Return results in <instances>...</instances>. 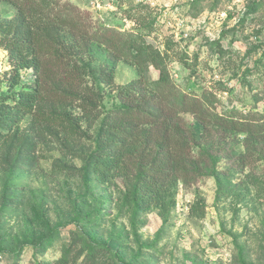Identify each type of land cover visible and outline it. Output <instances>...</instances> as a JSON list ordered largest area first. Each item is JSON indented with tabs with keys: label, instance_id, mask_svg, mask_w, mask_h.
<instances>
[{
	"label": "rangeland",
	"instance_id": "obj_1",
	"mask_svg": "<svg viewBox=\"0 0 264 264\" xmlns=\"http://www.w3.org/2000/svg\"><path fill=\"white\" fill-rule=\"evenodd\" d=\"M61 2L88 14L94 27L140 35L145 52L137 60L147 84L136 87L139 96H150L164 70L179 94L197 98L210 114L239 125L264 120V0ZM15 16L0 1V23L15 24ZM72 56L89 69L78 88L100 95L97 119L83 118L79 97L56 85L57 97L16 107L35 77L23 70L8 90L11 67L0 48V264H264L261 145L243 147L244 135L223 138L212 128L211 149L197 144L209 157V176L189 188L178 184L165 219L156 209L135 215L121 178L101 185L93 166L100 123L139 72L118 61L108 84L107 49L87 43ZM182 117L199 142L202 127ZM195 201L204 206L202 218L189 214Z\"/></svg>",
	"mask_w": 264,
	"mask_h": 264
},
{
	"label": "trees",
	"instance_id": "obj_2",
	"mask_svg": "<svg viewBox=\"0 0 264 264\" xmlns=\"http://www.w3.org/2000/svg\"><path fill=\"white\" fill-rule=\"evenodd\" d=\"M0 1L11 5L16 15L15 24L13 20L0 23V48L7 53L11 67L6 86L8 90L15 88L26 69H31L35 77L32 90L19 92L16 107L57 97L59 93L52 90L56 85L66 87L70 96L79 97L78 108L87 121L100 117V95L78 88L90 76L88 66L72 61L73 49L87 43L109 51L108 84L118 61L138 70L136 82L120 88L119 105L100 123V148L93 166L95 179L101 185L116 176L121 178L126 199L132 197L135 215L156 209L157 216L165 219L175 203L174 189L178 184L189 188L209 176V157L197 144L211 149L212 128L220 129L223 138L226 132L244 135L243 147L252 143L264 149V120L239 125L212 115L197 98L179 94L164 70L159 71L158 80L149 89L150 96H139L136 87L144 79L137 58L145 52L143 44H139V34L94 27L88 14L61 0ZM183 115L191 116L202 127L199 142L190 136ZM199 203L191 204L189 214L202 218L204 206ZM55 264L67 263L60 259Z\"/></svg>",
	"mask_w": 264,
	"mask_h": 264
}]
</instances>
